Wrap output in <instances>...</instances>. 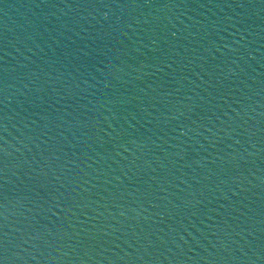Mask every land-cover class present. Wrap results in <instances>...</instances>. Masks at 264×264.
Returning a JSON list of instances; mask_svg holds the SVG:
<instances>
[{
	"label": "water",
	"instance_id": "1",
	"mask_svg": "<svg viewBox=\"0 0 264 264\" xmlns=\"http://www.w3.org/2000/svg\"><path fill=\"white\" fill-rule=\"evenodd\" d=\"M0 264H264V0H0Z\"/></svg>",
	"mask_w": 264,
	"mask_h": 264
}]
</instances>
